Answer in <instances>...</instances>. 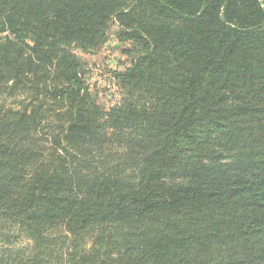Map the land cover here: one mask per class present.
Masks as SVG:
<instances>
[{
    "label": "trees",
    "instance_id": "trees-1",
    "mask_svg": "<svg viewBox=\"0 0 264 264\" xmlns=\"http://www.w3.org/2000/svg\"><path fill=\"white\" fill-rule=\"evenodd\" d=\"M0 264H264V0H0Z\"/></svg>",
    "mask_w": 264,
    "mask_h": 264
},
{
    "label": "rangeland",
    "instance_id": "rangeland-1",
    "mask_svg": "<svg viewBox=\"0 0 264 264\" xmlns=\"http://www.w3.org/2000/svg\"><path fill=\"white\" fill-rule=\"evenodd\" d=\"M117 30V24L111 23L106 41L93 51L84 53L79 49L74 50L84 60L87 81L104 106H109L117 98L118 90L111 78V71L122 70L130 63V56L125 53L129 44L117 39Z\"/></svg>",
    "mask_w": 264,
    "mask_h": 264
}]
</instances>
